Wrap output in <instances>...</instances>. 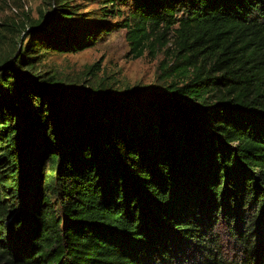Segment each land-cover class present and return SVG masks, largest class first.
Here are the masks:
<instances>
[{
	"label": "trees",
	"instance_id": "obj_1",
	"mask_svg": "<svg viewBox=\"0 0 264 264\" xmlns=\"http://www.w3.org/2000/svg\"><path fill=\"white\" fill-rule=\"evenodd\" d=\"M103 3L127 12L40 14L0 66V264H264V0ZM119 29L134 59L170 44L172 81L109 93L24 71L32 45L75 54Z\"/></svg>",
	"mask_w": 264,
	"mask_h": 264
},
{
	"label": "rangeland",
	"instance_id": "obj_2",
	"mask_svg": "<svg viewBox=\"0 0 264 264\" xmlns=\"http://www.w3.org/2000/svg\"><path fill=\"white\" fill-rule=\"evenodd\" d=\"M61 9L72 14L76 25L82 20L115 22L127 12L125 6H120L122 14H111L103 0H0V66L12 55L19 41H23L25 48L28 40H25L26 32L19 30L22 23L37 19L40 14H46L44 20L48 19L49 11L59 13ZM167 48L170 51L163 49L155 55L146 50L142 57L134 59L129 55L125 31L119 29L104 36L95 46L75 54H60L32 45L25 53L30 62L24 65V71L45 85L58 88L86 87L118 93L139 87H162L172 81L161 75L163 67L172 62L169 52L173 49L170 44ZM35 106L31 100L30 107ZM221 239L224 256L229 260L238 258L239 252L223 230Z\"/></svg>",
	"mask_w": 264,
	"mask_h": 264
}]
</instances>
